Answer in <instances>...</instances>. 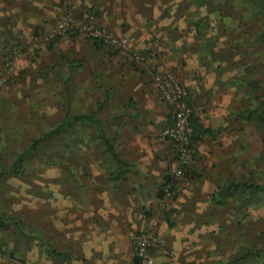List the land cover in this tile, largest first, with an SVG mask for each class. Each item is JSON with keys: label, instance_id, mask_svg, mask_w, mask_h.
<instances>
[{"label": "crops", "instance_id": "1", "mask_svg": "<svg viewBox=\"0 0 264 264\" xmlns=\"http://www.w3.org/2000/svg\"><path fill=\"white\" fill-rule=\"evenodd\" d=\"M189 4L190 0H0V73L6 52L15 45L22 51L11 80L14 85L0 90V95H62L58 124L65 116H93L71 124L57 138L66 149L58 156V202L38 211L43 215L30 221V231L14 225L27 238L21 242L26 254L36 248L43 264H137L132 241L146 230L163 241L155 249L158 264H246V253L264 245L261 199L243 198L261 191L241 188L229 197H213L231 181L254 183L261 172L264 177V164L259 166L264 142L256 137L260 127L246 116L257 112L253 109L260 95L189 92L193 125L201 137L195 141L197 154L188 175L167 197L165 189L178 159L176 145L160 141L158 133L171 124L172 115L145 70L77 33L35 46L34 36L52 32L65 16L95 13L100 23L126 37L138 51L159 54L160 70H177L189 85L194 73L178 62L185 53L206 50L191 41L197 16L187 10ZM234 24H239L237 19ZM229 48L231 54L234 48ZM244 123H252L249 134ZM100 131L118 158L110 154ZM70 141L75 150L68 148ZM119 164L124 174L116 178ZM71 165L77 167L76 176L69 172ZM9 251L13 258L26 256L15 248Z\"/></svg>", "mask_w": 264, "mask_h": 264}, {"label": "rangeland", "instance_id": "2", "mask_svg": "<svg viewBox=\"0 0 264 264\" xmlns=\"http://www.w3.org/2000/svg\"><path fill=\"white\" fill-rule=\"evenodd\" d=\"M212 3L213 0H193V2L190 0L187 10L194 11L197 16L196 21H198L201 18H205L213 9H216L214 8L215 6L212 7ZM224 10L226 12L221 17L226 20V25L223 24L224 27L230 28L229 35L226 30L217 32L206 30V34L210 32L209 35H215L216 47L219 50L213 59L209 57L210 52L208 50L198 52L194 49V52L185 53L182 61L178 62V64L182 63L184 66L191 68L194 73V80L189 85L181 82L190 93L194 90L198 95H202V93H205L203 95H260V100L254 104L255 108L253 110L264 112V46L252 38L260 31V26L255 28L254 24L247 20L252 16V13L246 10L249 13L246 14L245 10L237 4L226 3ZM231 17L237 19L239 24L235 25L230 20ZM256 21H258L256 24L260 23V20ZM98 22L105 27L99 20ZM105 28L110 30L107 27ZM235 31L239 34L233 38L231 35L234 36ZM74 36L78 35L67 33L59 41L68 40L69 37ZM188 37L190 39V36ZM82 38L88 41L84 37ZM191 38H193V40H190L194 44L197 43L206 47V44L195 37V33L192 34ZM237 41L242 42L241 53L247 55V61H240L239 59L242 58L240 54H237L235 58L229 56V47L231 45L235 46ZM133 48L138 51L137 48ZM107 49L109 50L110 48ZM220 50H224L225 53L219 52ZM251 51H254L253 54ZM158 55L155 53L153 58L157 66L158 61L156 58H158ZM239 56L240 58H238ZM200 58L204 62H201ZM126 61L128 62L129 60L127 59ZM234 63H236L235 66H232ZM233 67L236 68L233 69ZM1 69L3 70L2 67ZM158 69L160 70L159 66ZM207 69L209 72H207ZM17 72L18 69L16 67L14 77H16ZM165 72L174 73L179 77L177 70ZM231 79H237L241 82L233 84L234 81H231ZM253 82L259 87L257 93L251 89V83ZM13 85L10 80L6 86L0 87V90L11 88ZM62 102V95H0V169L9 166L33 140L44 135L58 124L63 113L61 110L63 108ZM251 124H243L245 126L244 129L246 130L247 128V134L252 130ZM259 127V134L256 133V137H258L259 141L264 142V126L259 125ZM229 137L230 135L228 134L226 139L229 140ZM74 144L75 142L70 141L68 148L75 150ZM63 150L57 138L46 139L39 144L38 150L24 156L26 170L23 175L8 174L0 178V213L11 215L15 223L21 224L26 231H30L28 228L30 221L32 223L34 221L32 219L37 215H43V213H38V211H45L48 204L54 206L58 202L59 175L61 172L59 163L62 161L61 159L59 160L58 156L62 155V153L64 154L66 149ZM253 151L255 152V146ZM259 153V166L262 167L264 160L262 159V148L260 147ZM71 167L74 169H69V172H74L73 176H76L77 167L75 165H71ZM252 182L264 184L262 172ZM47 191H52L53 196L49 197V195H46ZM256 195L258 194L244 196L243 198L261 199L259 215L262 226L264 225V193L261 192L258 196ZM55 197L57 198L54 199ZM55 207L58 208V206ZM26 239L20 235L19 230L14 228V225L9 231H5L0 227V264H32V262H41L42 255H39L38 259L35 255L37 253L36 248L32 247L29 254H26L25 251L27 249L21 243ZM14 248L17 250V254H26V256L24 258H13V256H10L9 250ZM30 253L32 256H30ZM246 256L250 258L245 259L246 264H264V245H261V249L254 248L253 251L247 252Z\"/></svg>", "mask_w": 264, "mask_h": 264}, {"label": "built area", "instance_id": "3", "mask_svg": "<svg viewBox=\"0 0 264 264\" xmlns=\"http://www.w3.org/2000/svg\"><path fill=\"white\" fill-rule=\"evenodd\" d=\"M67 33H77L87 40L98 41L107 48L116 50L130 62L142 67L150 76L152 84L161 93L168 106L172 122L158 133V139L176 145L178 163L171 171L165 193L171 197L175 185L186 178L189 167L197 154L193 139V108L189 101V91L177 75L161 72L153 61L154 52L136 51L126 37L113 34L99 24L95 13L86 17L65 16L52 32L34 37L35 46L41 41L53 42ZM21 56L18 46L11 47L3 58V70L0 74V86H6L16 73L17 63ZM163 244L162 239L152 230L137 234L133 241V252L137 264H158L155 260V249Z\"/></svg>", "mask_w": 264, "mask_h": 264}, {"label": "trees", "instance_id": "4", "mask_svg": "<svg viewBox=\"0 0 264 264\" xmlns=\"http://www.w3.org/2000/svg\"><path fill=\"white\" fill-rule=\"evenodd\" d=\"M231 3L233 5H239L241 6V8H243L246 14H249L248 12H251L252 16H250L247 20L250 21L251 23L254 24L255 28H257L258 26H260V31L257 32V34H255L254 41L257 40L258 42H260L262 46H264V0H213L212 3V7L215 6L212 12H210L209 14H207V16L205 18H201L198 21H196V38L198 40H201L204 44H206V50H208V52H210V56L212 59L216 56V53L213 49V47L216 46L215 43V35H209V33H205L206 30H211V32L214 31H225L226 33L229 35V27L226 26V28L224 27L223 24L226 25V20L222 19V15L223 13H225L226 11L224 10L225 4L226 3ZM248 12H247V11ZM213 16V17H212ZM230 20H232L234 22L233 17L230 18ZM256 20H260L259 24H256ZM235 28V27H233ZM236 33V31L234 32ZM35 37V36H34ZM95 44L101 46L102 43L100 42H95ZM233 49L232 53L229 56H232L233 58L236 57V54H240V56L242 58H240V56L238 58H240V61H247V55H245L244 53H241V50L243 48L242 42L241 41H237L236 45L233 46L231 45ZM219 52H224V50H220ZM252 88L254 90L255 93H257V91L259 90V87L256 83H251ZM249 118L252 119V121L256 122L257 124L264 126V112H252L249 111V113L246 115ZM83 119H89V120H93V116H89V115H77V116H65V118L63 119V121L61 123L58 124V126H56L55 128L51 129V131L45 133L44 135L38 137L37 139H35L28 147H26L24 149L23 152H21L16 159L9 165L6 166L4 168L0 169V178H3L5 176H7L8 174H14L16 176H21L25 173V158L24 156L29 155V153L31 152H35V150H38L39 148V144L41 142H43L46 139L55 137V138H59L62 134L65 133V131L67 130L66 128H71V124L75 123L78 120H83ZM194 121L192 120V123ZM193 139L194 142L196 140H198L199 137H201L200 135V131L198 132V129H196V127H194L193 125ZM197 130V131H196ZM198 135H200L198 137ZM99 137L101 139H105L106 137H104L103 133L100 131L99 132ZM105 141L107 142V146H108V150L110 152V154L115 157L118 158L119 155L117 153L114 152L112 146L110 145V142H108L106 139ZM123 165L119 164V170L116 174V178H119L122 174H124V171L122 170ZM241 188H248L251 189L252 191H261L262 193H264V184L260 185V184H254V183H241V182H230L228 185H226L225 187L221 188L220 193H215L213 195V197H222V196H227L229 197L232 194V190H239ZM234 193V192H233ZM17 223L13 222L12 220V216H10L7 213H0V227L5 229V230H10L11 227L13 225L16 226Z\"/></svg>", "mask_w": 264, "mask_h": 264}]
</instances>
